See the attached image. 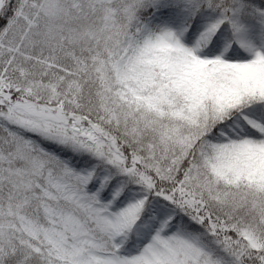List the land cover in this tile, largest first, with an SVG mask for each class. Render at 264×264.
Wrapping results in <instances>:
<instances>
[{"label":"snow or ice","instance_id":"snow-or-ice-1","mask_svg":"<svg viewBox=\"0 0 264 264\" xmlns=\"http://www.w3.org/2000/svg\"><path fill=\"white\" fill-rule=\"evenodd\" d=\"M0 264H264V0H0Z\"/></svg>","mask_w":264,"mask_h":264}]
</instances>
